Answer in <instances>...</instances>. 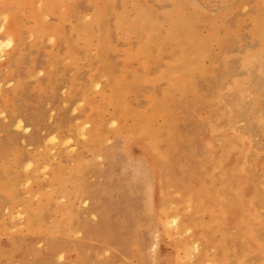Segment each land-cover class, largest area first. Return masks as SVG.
Instances as JSON below:
<instances>
[{
  "label": "rangeland",
  "instance_id": "obj_1",
  "mask_svg": "<svg viewBox=\"0 0 264 264\" xmlns=\"http://www.w3.org/2000/svg\"><path fill=\"white\" fill-rule=\"evenodd\" d=\"M0 264H264V0H0Z\"/></svg>",
  "mask_w": 264,
  "mask_h": 264
}]
</instances>
